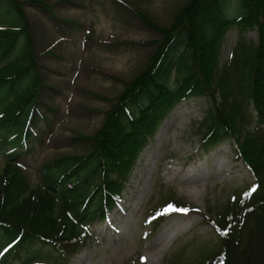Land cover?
<instances>
[{
  "label": "trees",
  "instance_id": "16d2710c",
  "mask_svg": "<svg viewBox=\"0 0 264 264\" xmlns=\"http://www.w3.org/2000/svg\"><path fill=\"white\" fill-rule=\"evenodd\" d=\"M158 34L142 70L111 102L92 149L39 168L32 185L17 161L27 154L39 97L28 21L16 0H0V264H63L118 200L135 159L168 111L189 96L209 101L198 123L202 147L234 143L254 183L207 208L217 242L167 264H264V0H185L166 26L136 11ZM230 29L237 40L220 63ZM252 30L256 38L246 37ZM162 208L168 211H161ZM196 210L169 192L152 229L176 210Z\"/></svg>",
  "mask_w": 264,
  "mask_h": 264
},
{
  "label": "rangeland",
  "instance_id": "374dc122",
  "mask_svg": "<svg viewBox=\"0 0 264 264\" xmlns=\"http://www.w3.org/2000/svg\"><path fill=\"white\" fill-rule=\"evenodd\" d=\"M16 1L28 21L40 78L30 152L21 153L16 161L35 185L40 166L49 159L91 151L90 137L101 126L105 111L145 65L153 51L148 43L158 34L136 11L166 26L185 0ZM245 35L256 38L252 30ZM236 40L235 30L226 32L220 63ZM208 106L205 97L189 96L168 111L138 153L107 218L90 224L88 241L63 264H167L181 249L193 257L203 245L217 242L216 231L205 221L207 208L222 206L254 178L236 158L234 143L202 147L197 127ZM149 152L154 154L144 164ZM2 161L0 153V165ZM169 167L177 170L176 176L164 174ZM169 192L196 210L173 213L152 229L156 211H168L159 208ZM173 222L178 226L169 231V238H158Z\"/></svg>",
  "mask_w": 264,
  "mask_h": 264
},
{
  "label": "bare ground",
  "instance_id": "6f19581e",
  "mask_svg": "<svg viewBox=\"0 0 264 264\" xmlns=\"http://www.w3.org/2000/svg\"><path fill=\"white\" fill-rule=\"evenodd\" d=\"M153 154H154L153 152H149V153H148V155H147V157H146V159H145V161H144V164H146L147 160H149V159L152 157ZM149 169H150V168H149ZM164 174H170L171 177H174V176H176V174H177V170H176L175 168L172 169L171 167H169L168 170L164 171ZM191 174H192V170L189 169V175H191ZM112 218H113V216H110V219H112ZM177 226H178V225H177L175 222H173V223H171L170 225L164 227V228L162 229V231L160 232V234L158 235V238H162L164 235L166 236V239L169 238V231H170L173 227H177ZM167 233H168V234H167Z\"/></svg>",
  "mask_w": 264,
  "mask_h": 264
}]
</instances>
